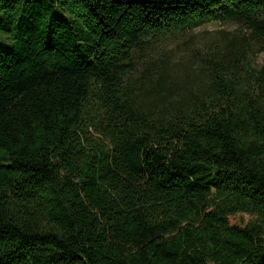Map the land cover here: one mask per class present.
I'll list each match as a JSON object with an SVG mask.
<instances>
[{"label": "trees", "instance_id": "16d2710c", "mask_svg": "<svg viewBox=\"0 0 264 264\" xmlns=\"http://www.w3.org/2000/svg\"><path fill=\"white\" fill-rule=\"evenodd\" d=\"M219 20L199 87L135 77ZM262 52L264 0H0V264H264Z\"/></svg>", "mask_w": 264, "mask_h": 264}, {"label": "rangeland", "instance_id": "374dc122", "mask_svg": "<svg viewBox=\"0 0 264 264\" xmlns=\"http://www.w3.org/2000/svg\"><path fill=\"white\" fill-rule=\"evenodd\" d=\"M144 1V0H143ZM239 33L248 34L245 26L233 21H211L193 29L183 32L163 35L149 45L136 58L135 77L147 62L157 57H165L172 66L171 80L185 93L188 89L199 87L203 82L201 72L205 66V60L212 56L217 49L221 50ZM264 62V52L254 58V65L258 66ZM140 69V70H139ZM100 139L99 134H94ZM5 151L0 148V161L8 162ZM249 215L238 213L231 217L233 223L244 224Z\"/></svg>", "mask_w": 264, "mask_h": 264}]
</instances>
